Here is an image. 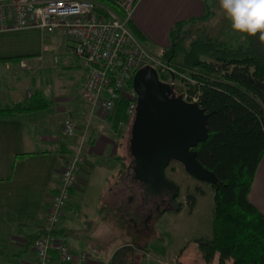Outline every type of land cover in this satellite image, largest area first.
Returning a JSON list of instances; mask_svg holds the SVG:
<instances>
[{
    "label": "crops",
    "instance_id": "crops-1",
    "mask_svg": "<svg viewBox=\"0 0 264 264\" xmlns=\"http://www.w3.org/2000/svg\"><path fill=\"white\" fill-rule=\"evenodd\" d=\"M195 1L139 0L131 22L145 35L146 43L163 50L169 45V31L174 22L198 16ZM179 2L184 8L190 6L189 11L181 16L178 14ZM47 35L52 34L39 30L0 33V264H34L36 253L33 241L39 234L41 219L57 191L61 168L80 143L86 157H90L95 167L101 170L115 166L110 163L111 159L116 158L111 153L116 151L115 145L118 146L117 152L121 148V140L118 139L121 130H114L108 119L107 128L110 127L115 137L110 133L105 134V124L93 118L94 127H91L86 141L83 140L92 117L88 115L89 110L86 112L87 106L81 98L84 69L70 55L66 46L54 52V45H50ZM39 56L42 57L41 62H36L29 71L17 67L20 59ZM54 56L58 57L57 63L53 61ZM18 57L21 58L10 60ZM28 101L33 105L31 110H5ZM66 119L76 124L72 137L61 135ZM83 125L86 129H82ZM119 129L123 131V128ZM101 153L111 154L112 157H107V160ZM118 160L121 166L113 170L116 177L111 189L115 192L123 185L127 192L124 197L116 192L108 197V193L101 200L113 206L125 204V213L130 215L135 212L141 215L142 221L150 218L156 206L164 205L162 208L165 212L170 207V199L160 195V200L155 202L153 192L148 191L146 185H143L145 187L140 198L137 188L139 180L126 170L128 166L124 165L121 157ZM101 182L100 188L105 189L104 179L101 178ZM83 194L81 192L77 197L75 190L71 191L63 209L62 221L56 228V236L64 240L76 255L87 251L90 255L87 264H100L93 252L79 247L81 242L89 245L91 241L84 238L79 240L73 234L77 222L73 216L80 208L74 202L83 200ZM249 199L264 215V159L258 163ZM175 209L180 210L178 207ZM69 238H73L71 242ZM90 245L94 248L100 244L91 242ZM229 261L227 264H231ZM105 264H111V258ZM129 264H132V260Z\"/></svg>",
    "mask_w": 264,
    "mask_h": 264
},
{
    "label": "trees",
    "instance_id": "trees-1",
    "mask_svg": "<svg viewBox=\"0 0 264 264\" xmlns=\"http://www.w3.org/2000/svg\"><path fill=\"white\" fill-rule=\"evenodd\" d=\"M98 1L114 7L108 0ZM201 19L175 23L169 31V45L161 52L162 58L196 81L182 80L207 115L208 136L193 150L200 164L217 177V182L210 184L212 236L195 241L205 264L216 255L218 264L229 260L231 264H264V215L249 199L264 153V44L255 36L245 38V43L237 46L209 36L192 38L186 44L189 37L198 34L199 28L194 25ZM129 28L142 44L146 43L145 35L131 21ZM125 104L126 100L119 98L114 113L106 117L117 132L122 131L120 122L128 121ZM32 108L28 101L5 110ZM188 201L193 205V197ZM125 248L114 252L111 264L128 261L123 255Z\"/></svg>",
    "mask_w": 264,
    "mask_h": 264
},
{
    "label": "built area",
    "instance_id": "built-area-1",
    "mask_svg": "<svg viewBox=\"0 0 264 264\" xmlns=\"http://www.w3.org/2000/svg\"><path fill=\"white\" fill-rule=\"evenodd\" d=\"M108 1L114 7L98 0H0V33L39 30L71 40L73 45L69 53L81 63L85 72L81 98L89 108V117L94 110H102L106 117L112 115L118 99L123 98L128 121L120 122V128L125 129L134 119L137 94L132 79L142 67H153L159 80L169 85L175 95L180 94L184 100L196 102L197 97L189 94L182 80L196 81L180 72L174 63L151 54L129 28L139 0ZM41 59V56L23 58L17 67L29 70ZM53 61L57 63L58 57L54 56ZM75 130V122L66 119L61 135L72 137ZM85 162L80 143L61 168L57 191L41 219L39 234L33 241L34 264L88 263L85 251L74 254L69 245L56 236L63 209L78 183Z\"/></svg>",
    "mask_w": 264,
    "mask_h": 264
},
{
    "label": "rangeland",
    "instance_id": "rangeland-1",
    "mask_svg": "<svg viewBox=\"0 0 264 264\" xmlns=\"http://www.w3.org/2000/svg\"><path fill=\"white\" fill-rule=\"evenodd\" d=\"M195 3L199 12L196 18L202 19L194 25L199 28L198 34L189 37L186 44L190 39L198 36H209L231 46L245 43V38L242 39L239 35L232 33L229 22L219 8L218 0H196ZM178 5L180 10L178 14L180 16L183 12L186 14L189 11L190 6L187 5L184 8L182 2H179ZM188 18L190 19V17ZM184 19L187 20V17ZM188 27L189 24H186L185 28L187 29ZM46 38L49 39L50 45H54V52L65 46L69 52V48L73 45L66 37L47 35ZM143 46L151 54L158 57L161 56V49L151 46L150 43H144ZM87 110H89L88 107H86V112L88 113ZM95 118L105 124V126L102 124L105 127V134H112L110 127L107 128L108 123L106 122L105 113L102 110H94L91 122H89L86 130V137L83 138V140L85 139L84 141L89 136L91 127H94L92 122ZM82 129H86L84 125ZM130 129L131 124L129 123L123 131L119 132L118 139L121 140L120 151L117 152L118 146L115 145L116 151L111 153L112 155L115 154L116 158L121 157L126 167L130 160L128 153ZM113 137L115 136L113 135ZM82 153L86 158V162L81 174H79L78 183L74 190L77 197L80 196L81 192H84V198L83 200L80 199L78 203L74 202L80 208H77L79 211L75 212L73 216L77 221L73 234L79 240L84 238L93 243L98 242L100 245H96L93 248L90 245L91 242L89 245L81 242L79 244L81 249L93 252V255L100 260V264H105L109 261L114 252L123 246H126L123 255H125V260H128L125 264H129L131 260L132 264L204 263L201 258L202 253L198 249L195 240L212 236L213 188L209 183L193 178L183 169L180 163L171 162L166 167L164 174L168 180L178 186L179 195L176 198V202L170 205L165 212L162 208L164 205L161 207L156 206L150 218L148 217V219H145L146 221H142L141 215L135 212L130 215L125 213V204L113 206L111 203H105L101 200L108 193V197H111L115 192L123 194L124 197L127 192L123 185L115 192L111 189L113 186L112 181L116 177L113 170L119 169L121 165L118 161L120 160L118 158L111 159L110 163L112 162L115 166L113 168H111L112 166L104 167V171L95 167V164L90 161L91 158L86 157L84 150H82ZM111 154L104 153L102 155L108 160L107 157L111 158ZM263 157L264 153L260 160L264 159ZM123 172H125V169ZM101 178L104 179L105 189L100 188L102 186ZM137 188L141 198V186L138 185ZM153 195L155 196L156 194ZM189 197H193V205L188 201ZM97 204L99 206H96ZM177 205H180L179 211L175 209ZM72 239L69 238L68 241L71 242ZM76 242L79 241L77 240ZM85 252L89 257V253ZM129 255L131 256L129 257ZM228 262L230 263V261ZM209 264H218V261L214 258Z\"/></svg>",
    "mask_w": 264,
    "mask_h": 264
},
{
    "label": "water",
    "instance_id": "water-1",
    "mask_svg": "<svg viewBox=\"0 0 264 264\" xmlns=\"http://www.w3.org/2000/svg\"><path fill=\"white\" fill-rule=\"evenodd\" d=\"M132 86L137 94L129 139V151L135 157L132 162L136 163L134 178L144 182L148 191L157 190L156 185L160 182L172 186L173 194H177V185L164 174L169 161L174 160L193 178L209 184L216 183V175L200 164L193 150L208 136L207 115L198 103L186 101L180 94L175 95L169 85L159 80L157 71L151 66L135 72ZM157 148L162 153L168 152L165 160L159 159L155 165L156 172H153L137 155H149ZM130 168L129 165L127 171ZM143 172L148 174V182L141 178Z\"/></svg>",
    "mask_w": 264,
    "mask_h": 264
},
{
    "label": "clouds",
    "instance_id": "clouds-1",
    "mask_svg": "<svg viewBox=\"0 0 264 264\" xmlns=\"http://www.w3.org/2000/svg\"><path fill=\"white\" fill-rule=\"evenodd\" d=\"M218 5L233 34L264 44V0H218Z\"/></svg>",
    "mask_w": 264,
    "mask_h": 264
},
{
    "label": "flooded vegetation",
    "instance_id": "flooded-vegetation-1",
    "mask_svg": "<svg viewBox=\"0 0 264 264\" xmlns=\"http://www.w3.org/2000/svg\"><path fill=\"white\" fill-rule=\"evenodd\" d=\"M129 150V149H128ZM168 151H164V153H162V150L157 148L156 150H154L151 154L149 155H142V154H139L137 156L140 157L141 160H143L144 162V165L146 166V168H151V170H153V172H156L155 170V165L156 163L159 161V159L161 158V160H165V157H166V154H167ZM129 153V156H130V160H129V163H128V166L130 165L131 168L129 169V172L133 173V168L136 167V163H133L132 161L135 160V157L134 155H132L130 153V151H128ZM174 160H170L168 165L173 162ZM132 162V163H131ZM177 162V161H176ZM179 163V162H178ZM167 165V166H168ZM127 170V169H126ZM142 179H144V181H147L146 179H148V174L146 173H142V176H141ZM157 181V179H155ZM158 182V181H157ZM143 183V184H142ZM140 186H141V189L144 190V187L143 185H146L144 182H139ZM159 184V185H158ZM158 184L156 185L157 186V190H150L151 192H153V194H156L154 196V198L156 199L155 202H158L160 199V195H166L170 201V205H173V203L176 202V198L178 196V193L177 194H173V191L174 189L172 188V186L168 187L166 184H160V182H158ZM161 189V190H160ZM159 191V192H158ZM163 193V194H162ZM163 197V196H162ZM173 201V202H172Z\"/></svg>",
    "mask_w": 264,
    "mask_h": 264
}]
</instances>
